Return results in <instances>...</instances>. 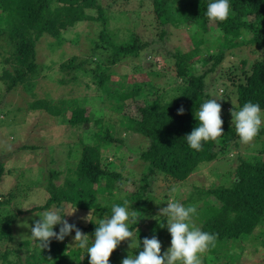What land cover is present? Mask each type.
<instances>
[{
  "label": "trees",
  "instance_id": "obj_1",
  "mask_svg": "<svg viewBox=\"0 0 264 264\" xmlns=\"http://www.w3.org/2000/svg\"><path fill=\"white\" fill-rule=\"evenodd\" d=\"M212 2L214 0H150L152 13L156 19L152 27H157V30L158 27L166 25H172L177 30L195 28L196 35L205 39V34L207 35L211 29L209 24L212 23L215 26L214 30L220 29L223 35L216 36V44L209 48L203 47L202 40L195 43L196 48L193 46L195 49L191 54H186L187 58L183 57L184 62L182 61L184 54L178 50L175 54H170L171 56L166 59L173 60V64H169L163 76L159 70L147 72L150 79L163 78L158 87H156L158 84L148 81L133 82L129 85L131 87L136 85V88L126 92L123 82L109 84L111 80L109 70L125 57H139V52L144 51L148 44L141 43L135 35L126 43L112 42L104 28L107 17L101 0H0V52L3 51L7 55L4 63L10 64V69L5 68L0 74V81L6 85V92L21 86L23 91L33 94L34 82L38 79L40 68L35 59L36 44L42 36H48L60 43L62 33L77 23L94 21L103 26L97 33V38L90 40L91 53L100 50L102 58L107 54L108 58L102 59L103 69H97L95 66L88 69L87 67L96 63V60L85 58L78 61L75 56L61 64L60 69L68 74L73 73L74 77L71 79L73 82L77 80L78 73L82 76H93V85L101 92L104 102L120 110L121 117H118L117 123L119 124L118 121L122 117L125 119L120 121L121 125L127 128L125 133L138 134L147 141V147L139 151L135 159L143 163V170L139 176L131 175V183L135 189L126 197L131 209L141 213L138 223L130 225V230L134 232L131 249L133 257L143 250L144 238L156 236L160 240L166 232L164 220L159 223L153 222L150 228L144 229L142 217L144 210H148V197L152 194L147 190L148 180L151 182L156 179L164 184L160 200L164 201L166 195L171 192L175 198L172 201H177V195L172 194L173 188L179 184L183 186L198 170L200 164L212 162L224 150L229 148L231 150L239 145L240 140L232 124L231 110H240L246 102L256 103L264 110L263 54L252 60L248 66L243 61L238 70L239 75L232 72L233 70H229L230 73L227 74L229 76L233 73L235 79L229 80L227 77L229 80L227 85L232 88L229 93L223 89L217 101L222 108L224 133L220 142L203 143L202 151L199 152L190 149L187 144L186 135L199 125L195 118L197 111L204 102L213 99L209 91L210 86L206 84V77L214 72L223 60L224 54L241 46L252 47V53L264 48V0H229L235 14L230 15L224 22L215 23L210 22L206 16L207 6ZM89 10L95 11L96 17L86 12ZM163 33H165L163 30L158 32L160 38ZM210 48L217 51L215 55L209 53ZM262 51L264 52V49ZM198 56L201 58L200 72L194 68ZM179 59L182 63L178 61ZM232 95L235 103L233 102L230 111L226 112V103H229L228 99ZM150 96L154 98L150 99ZM73 102L74 100L73 105L66 110L62 107L63 102L59 108L57 104L46 99H37L29 106L31 111L43 110L55 122H61L67 127L88 125L89 130L85 138L84 135L81 137L83 141L79 139L75 144L74 149L79 150L76 168L68 170V178L62 177L63 172L59 169L48 172L46 182L42 183L48 198L42 206L32 207L27 211H44L53 206L64 210L63 204L66 203L70 211L75 207L76 211H84V217L91 212L89 218L91 222L85 219L80 221L76 216L71 219H68V216L63 217L69 224H75L87 234L91 244L99 220L111 217L113 204L123 206V200L113 197V192L116 183L124 180L115 168L123 169L122 154L125 143L117 132L114 135L110 134L107 125L101 126L97 131L93 130L92 123L100 122L95 120L96 112L90 107ZM130 102L134 104L139 102L138 105L135 104L138 116L136 118L122 113ZM181 106L184 113L178 115L177 110ZM262 136L263 124L254 144L262 141ZM107 147H114L113 158L117 160L114 167H111L112 161L106 160ZM258 153L259 155L251 157L234 155L235 164L230 167L232 180L229 186H210L209 189L190 186L186 192L185 202L201 203L203 206V215L198 222L199 228L215 234L216 242L240 240L243 236L251 235L264 219V154ZM7 172L8 169L0 165V181ZM15 179L21 182L20 177ZM59 180L62 182L58 185ZM27 187L17 183L15 190H21L20 192L24 194ZM10 200L7 195L4 200H0V242L4 240V244H9L12 249L2 248L3 255L0 260L5 264H89L86 249L69 247L67 244L65 246L63 241L52 239L49 248L41 250L37 241L15 242L11 227L16 217L11 214L12 211L19 213L20 211L9 206ZM166 203L168 204L167 199L164 204ZM61 214L64 215L63 212ZM60 227L61 225H55L53 230L58 233ZM122 242L109 258L118 259L117 254L121 251ZM10 255L13 258L9 259ZM21 258L25 259L24 263L21 262ZM207 258L211 261L216 260L210 256L204 258L202 263L207 264L205 262Z\"/></svg>",
  "mask_w": 264,
  "mask_h": 264
},
{
  "label": "rangeland",
  "instance_id": "obj_2",
  "mask_svg": "<svg viewBox=\"0 0 264 264\" xmlns=\"http://www.w3.org/2000/svg\"><path fill=\"white\" fill-rule=\"evenodd\" d=\"M101 5L106 10L107 17L104 28L112 42L126 43L131 39L132 35H135L141 43L148 44L144 51L139 52V57H125L109 70L111 75L109 84L123 82L126 92L136 88V85L134 87L129 85L133 82L148 81L158 84L156 86L158 87L159 83L161 84L160 80L163 81V78L150 79L147 76V72L159 70L161 71V76H163L169 64H173V60L166 59V57L175 54L177 50L184 54L182 55V61L184 62L185 58H187L185 57L186 54L190 55L192 50L196 48L195 43L202 40L205 48L216 44L215 37L217 35H215L216 30H214L215 26L212 23L209 24L211 29L208 30L207 35L205 34V39H201L198 34L196 35L195 28L177 30L172 25H166L158 27L157 30V27H152L156 19L152 13L150 0H101ZM86 12L96 17L95 11L89 10ZM101 28L103 26L94 21L77 23L62 33L60 43L48 36H42L36 44L35 59L40 68L38 79L34 82L33 94L23 91L21 86H16L10 92H6V85L3 81H0V165L9 171L0 181V200H4L7 195L8 199H11L9 206L20 211V213L12 211L13 213L11 214V216L16 217L11 227L15 242L20 240L34 241L30 237L31 227L39 219L37 214L43 211L28 212L27 210H31L32 207L42 206L48 198V194L42 186L43 181L46 182L47 180L48 172L58 171L59 169L63 172L62 177L68 178V170L76 168V163L79 159L77 152L79 150L74 149L76 148L75 144L78 143L79 139L83 141L81 137L84 135L85 138L89 130L88 125L71 128L57 121L58 124L43 110L31 111L29 106L33 101L46 99L57 104L59 108L63 102L62 107L66 110L74 100L76 104L90 107L96 112L95 120H100V122L92 123L93 130L97 131L101 126L107 125L110 134L114 135L116 132L120 134L119 137L123 138L125 143L123 147L124 153L122 154L124 166L122 170L118 167L115 169L124 180L121 183H116V192H113V197L122 200L126 199L127 195L135 189L131 183V175L139 176L143 170V163L135 159L138 157L139 151L147 147L146 139L135 133H125L127 128L120 123V121H125V119L122 117L118 121L119 124L117 123V120L121 117L119 116L120 110L114 105L104 102L101 92L93 85V76H82V74L78 73L77 80L73 82L71 81L72 77H74L73 73L68 74L60 69V65L73 56L77 57L78 61L85 58H89L88 60L95 59L96 63L89 65L87 68L95 66L97 69H103L102 59L106 60L105 58H108L107 54L102 58L100 50L91 53L92 45L90 43L91 39L97 38V33ZM162 30L165 33H163L164 35L161 34L162 38H160L158 32L160 33ZM192 39L194 40L192 41ZM1 43L4 44L3 41ZM261 49L263 50L264 48ZM251 50L252 47L248 46L228 50L214 72L206 77V84L210 86L209 91L213 99L218 101L223 89L227 93L230 92L232 87L229 88L227 84H229V80L235 78L233 73L232 75H227L230 73L229 70H233L232 72L239 75L238 70L243 61L248 66L252 60L264 54L262 50L254 53ZM216 52V50L209 49V53L213 55ZM0 53L1 74L3 69H10V64L4 63L7 55L3 51ZM149 57L151 58L150 60L148 59ZM196 59L198 61L194 64V68L199 71L202 69L201 58L198 56ZM178 61L182 63L181 59ZM153 98L154 96H150V99ZM228 102L225 106L226 112H229L231 104L235 103L233 95L228 99ZM135 104L138 105L139 102H135ZM135 104L130 102L129 105L124 107L122 113L131 117H138L135 111ZM261 115L262 119H264V110H261ZM263 140L264 136H262ZM262 141L257 142V145L254 144L255 138L251 144L246 145L239 142L236 148L224 150L216 160L200 164L198 170L187 179V182L185 181L183 186L179 184L172 189V194H176L178 197L176 199L177 202L182 203L186 207L196 206L197 214L193 216L192 222L197 227H199L200 224L198 222L203 215V206L201 203L185 202L187 199L186 192L189 187L197 186L209 189L210 186H229L232 180V168L230 167L235 164L234 155L242 154L246 157H251L259 155L258 152L264 154V141ZM105 151L106 160L112 161L111 167H114L115 163H117V160L113 158L115 157L113 155L114 147H107ZM16 177H20L21 182H18L15 179ZM61 182L59 180L57 184L59 185ZM17 183L28 186L24 192L26 195L22 194L21 190H15ZM166 184L169 185L168 182ZM163 185L161 181L156 179L151 182L148 180L147 190L151 191L152 194L148 197L147 209L149 211L144 210L142 217L144 229L150 228L153 222L159 223L164 220L166 232L163 235L164 237L159 240L162 245V254L171 247V235L167 230V217L159 215V210L167 206V203L164 204L166 199L168 203L172 202V199L175 200L170 194L171 192L166 195L164 201L160 200L162 188H165ZM196 202L198 201L196 200ZM67 205L66 203L63 204L64 214L70 212ZM28 206H30V209H24ZM53 208L56 207L53 206L48 210ZM2 210L4 211V209ZM73 216L83 221L84 211L78 210L68 216V219ZM94 219L96 220V217ZM74 236L75 231L64 238L63 244L75 247L73 244ZM4 243V240L0 242V252L2 248L8 247L12 249V246ZM129 243L130 241L122 242L121 251L117 254L118 259L109 258V264H121L122 259L128 255L132 256L133 242L130 246ZM2 244L4 245L1 246ZM2 255L3 253L0 254V258ZM210 256L214 259L216 258V260L211 261L210 258H207L205 260L207 264H264V219L251 235L243 236L240 240L217 241L215 247H211L203 254L201 260L203 261L204 258ZM11 257L13 258L10 255L9 259ZM230 257L234 259H230ZM24 260V258H21L22 263H24ZM3 263L0 260V264Z\"/></svg>",
  "mask_w": 264,
  "mask_h": 264
},
{
  "label": "clouds",
  "instance_id": "obj_3",
  "mask_svg": "<svg viewBox=\"0 0 264 264\" xmlns=\"http://www.w3.org/2000/svg\"><path fill=\"white\" fill-rule=\"evenodd\" d=\"M235 13L231 9L229 0H214L207 6L206 16L210 22H224ZM215 35H223L220 29H216ZM151 59L150 57L148 58ZM171 102V101H170ZM222 108L217 99H209L204 102L197 111L195 118L199 125L190 134L186 135V141L190 149L202 151L203 143L213 141L220 142L223 136ZM184 108L177 110L178 115H183ZM232 124L242 144H251L258 136L264 119L258 104L246 102L238 111H232ZM24 209H30V206ZM63 209L53 208L37 214L39 219L31 227V238L38 242L41 249L49 248L52 239L63 241L72 231H75L73 244L79 249H86L89 256V264H109V257L122 241H130L132 244L134 232L130 225H136L141 213L132 210L127 199L123 200V206L113 204L112 215L108 219H100L94 232V240L83 233L75 224H69L64 216H70L76 212V207L62 215ZM197 213L195 205L184 206L182 203L172 201L159 210V215L167 217V230L171 235V247L161 254V242L153 236L144 238L143 250L135 257L127 256L121 264H202L201 257L211 247H215L216 235L202 231L193 222L192 218ZM91 212L84 217L89 219ZM55 225H61L59 232L53 230ZM136 231H138L136 229Z\"/></svg>",
  "mask_w": 264,
  "mask_h": 264
}]
</instances>
